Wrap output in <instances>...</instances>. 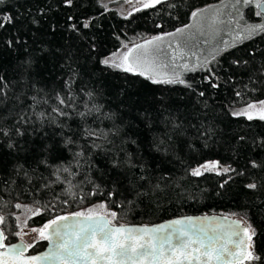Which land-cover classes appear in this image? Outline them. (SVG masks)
I'll use <instances>...</instances> for the list:
<instances>
[{"label": "trees", "instance_id": "trees-1", "mask_svg": "<svg viewBox=\"0 0 264 264\" xmlns=\"http://www.w3.org/2000/svg\"><path fill=\"white\" fill-rule=\"evenodd\" d=\"M220 1L162 0L153 8H141L127 16L104 8L99 0H74L72 7L65 6L63 0H3L0 3V10L21 17L15 24L0 29V40L20 30L22 36L27 33L24 39L34 55H41L34 51L37 48H61L69 53L67 63L79 73L74 91L79 94L80 88L85 87L95 93V102L102 105L101 113H93L84 125L100 134L95 140L98 147L92 146V141L77 137L78 143L85 147L87 163L73 181L77 184L71 188L74 195L65 191L70 188L67 183L44 188L55 177L43 166L34 175L42 174L45 179H36L31 184L22 180V173L13 184L9 174L16 164L36 167L35 150L44 143H59L61 131L67 133L70 128L79 133V125L84 123L79 117L65 121L63 130L47 122L37 125L35 133L29 128L30 134L21 143L28 140L31 152L10 150L5 143L7 138H0L4 144L0 148V215L5 216L0 230L6 235L15 231L12 213L16 203L39 209L38 214L28 218L29 225H39L95 202H102L116 212L117 222L128 224L235 213L246 216L255 226L256 252L264 258V121L229 114L232 108L264 98V34L245 39L217 56L212 67L220 77L216 81L218 88L208 85L204 79L207 73L202 70L183 73V79L193 85L189 89L183 85H155L144 77L107 69L98 63L99 58L122 45L173 30L187 23L192 11ZM249 9L256 11L254 6ZM69 16L77 23L94 18L93 27L83 30L82 34L72 32L68 27ZM33 18L39 23L32 24ZM51 25L56 26L55 33L50 32ZM25 55L22 45L18 50H11L0 44V74L6 73L15 82V68ZM234 60H239V64H234ZM59 63L45 56L33 69L37 73L34 79L41 81L39 87L47 86L53 94L62 87ZM52 64H57V68H52ZM200 91L206 93L205 97L198 95ZM237 92L241 95L237 96ZM85 99L81 95L78 102L81 110ZM104 113H112L114 119L105 118ZM11 115L4 113L3 118L10 122ZM169 116L182 124V131L174 134L170 128L163 131V121ZM115 128L119 131L114 132ZM197 129L210 130V135L204 138L197 134ZM161 135L171 138L161 142ZM70 157L71 152L61 147L49 158V163L55 166ZM209 159L231 165L244 174L232 173L233 178L221 188L227 175L204 172L201 176H192L189 173L190 167ZM253 160L262 166L252 167ZM85 176L94 184L88 183ZM5 180L9 183L5 184ZM248 183H256L257 188L247 189ZM16 241V236L9 235L7 243ZM38 245L39 241L34 243ZM258 264H264V259Z\"/></svg>", "mask_w": 264, "mask_h": 264}, {"label": "snow or ice", "instance_id": "snow-or-ice-1", "mask_svg": "<svg viewBox=\"0 0 264 264\" xmlns=\"http://www.w3.org/2000/svg\"><path fill=\"white\" fill-rule=\"evenodd\" d=\"M125 3H131V0H124ZM162 0H138L142 8H153L160 4ZM3 3V0H0ZM67 7H72L74 0H63ZM231 8L235 11V17L232 12L228 13V19L222 18L223 13L220 7H216L210 12V8L196 9L191 12V24H185L178 27L174 32L155 35L150 39H145L142 43L124 44V50H116L106 56L98 59V63L104 68L117 70L123 73H130L134 76L144 77L155 85H183L192 89L193 85L182 78L180 72L175 71L177 67L187 71L202 70L207 73L204 79L212 88H218L216 82L220 79L215 69L212 67L213 62H217V56L228 51L229 41H223V47L213 48L211 58L205 57L202 61L197 57V63L191 67L187 62H183L187 56L196 55L188 51V44L176 41L175 46L168 42L170 52L165 53L161 47L166 37H184L187 33V40L196 39V34L203 37L206 35H220V25H236L235 35L231 47L236 46V41L251 39L256 35L264 34V0H230ZM103 7L107 8L106 5ZM254 6L255 16L259 22L252 23L245 19L243 9ZM228 7V5H224ZM141 8H136L140 11ZM43 14V9L39 10ZM31 14V9L28 10ZM21 17L12 15L10 12L0 10V29H5L9 24H15ZM68 27L72 32L82 34L83 30L93 27L94 18H85L82 22H75L72 16L67 18ZM32 24H38L36 18L31 20ZM195 29L192 32L191 29ZM56 26H50V32L55 33ZM27 33H24L26 36ZM16 30V34L3 40H0L5 48L18 50L22 45L25 51V57L16 66L14 71L13 82L9 80L8 75L0 74V138H7L5 143L7 148L15 152H31L30 142L21 139L29 135L28 129L32 132L37 131V125H43L45 122L55 124L61 130L65 127V121L79 117L84 123L79 125L80 132L61 131V141H53L51 144L44 143L35 150L38 155L34 156L36 167H25L24 164H16L9 174L13 177L11 183H16V177L31 184L36 179H45L43 175L37 177L35 172L40 166L45 170H51L49 179L43 185L44 188L50 187L51 184H65L70 188L65 189L69 195H74L71 188L77 187L73 181L81 174V170L87 163L86 151L83 144L78 143L77 137L85 141H92V146L98 147L95 140L99 139L100 134L90 127H85L88 123L87 118L93 113L100 114L102 105L95 102V93L80 88L79 94L74 91V85L77 84L79 73L71 64L67 63L69 53L64 52L61 48L55 50L37 48L34 51L40 52L41 55H34L29 50L28 41ZM35 43V41H33ZM204 44L209 40L205 39ZM92 50H96L93 43ZM167 57V61L161 60V57ZM45 56L51 57L53 61H61L59 69L62 71V87L53 92H49L47 86L39 87L41 81L34 77L37 73L33 70L40 60ZM177 61H181L177 64ZM234 64H239V60H234ZM247 63V61H245ZM169 64L173 71L169 74L166 69ZM52 68H57V64H52ZM66 69V71H64ZM194 90V89H193ZM31 93V94H29ZM81 95L87 99L83 101V109L78 106ZM200 97H205L206 93L200 91ZM237 96L241 93L237 92ZM166 110V109H165ZM4 113H12L9 120L3 118ZM256 113V116H254ZM234 117L245 116L248 120L258 118L264 121V100L256 103H248L240 109H232L229 113ZM144 115L147 119V113ZM105 118L114 119L112 113H104ZM60 117L61 119H54ZM165 128H169L174 134L182 131V124L176 119L168 117L163 121ZM118 132L119 129H113ZM197 134L207 138L210 130L197 129ZM20 139H13V137ZM106 138V136H105ZM171 137L161 135L160 141L164 142ZM244 140V137H240ZM77 150L73 151V147ZM4 144L0 143V148ZM71 152V157L62 160L61 163L53 166L49 163V158L60 151V148ZM158 148V146H157ZM17 159L21 157L17 156ZM252 167H261L256 161H251ZM31 169V170H30ZM204 172H215L217 175H227L228 179L221 183L223 188L235 175L244 173L228 166H221L219 161H209L192 168V176H201ZM69 177L71 179H69ZM85 180L94 184L89 177ZM5 184L9 181L5 180ZM247 189H256V183L245 185ZM110 195V193H109ZM67 203V201H64ZM17 209L27 206L17 203ZM106 205L101 203L96 206L98 209H105ZM95 209L89 208L87 212H76L71 216L58 215L48 220L42 227H32L31 232L36 233L38 240H47L49 248L40 255H24L31 249L33 243H25L24 235L27 233L21 231L10 232L6 235L5 231L0 230V264H258L262 258L256 252L255 226L248 221L247 217L240 219H229L228 216L217 218L215 216L205 217H184L174 219L164 224L154 226H131L127 223H113L119 217L116 212H104L95 214ZM38 212H33V215ZM230 215H237L232 213ZM19 219V217H17ZM5 223V216L0 215V224ZM27 223V221H25ZM19 227V225H18ZM9 235L20 238L19 243L8 244Z\"/></svg>", "mask_w": 264, "mask_h": 264}, {"label": "rangeland", "instance_id": "rangeland-1", "mask_svg": "<svg viewBox=\"0 0 264 264\" xmlns=\"http://www.w3.org/2000/svg\"><path fill=\"white\" fill-rule=\"evenodd\" d=\"M99 3H100V5H102V4L106 5L107 9H113L114 11H116L121 16H127L131 12L135 11L136 8H142L141 4L138 3V0H131V3H125L124 0H99ZM224 5H228V7H224ZM216 7H220L221 8V11L223 13L222 18L225 19V20L228 19V13L229 12H232V16L233 17H235V15H236L235 11L231 8L230 0H222V1L218 2V3L209 4V5L203 6V7L198 8V9L210 8V12H211V11H214ZM243 11L245 12V19L248 22H252V23L259 22V18H257V19L255 18V14H254L255 11L254 10H251L249 8H245V9H243ZM192 22L193 21L191 19V15H190V18H189L188 22L185 23V24H191ZM182 26L183 25H181L179 27H182ZM218 27H220V29H221L220 35H218V36L213 37V36H210V35H206V36L201 37V36H199V34H196V39L192 40V41H189V40H187V33H186L184 37H166L165 38V42H164V44L161 45V47L164 49L165 53H168V52L171 51V49L168 47V42L169 41L172 42L173 46H175V43L178 40L181 43H187L188 44V49L187 50L190 51V52H194L196 54L194 56H187L183 60V62H187L189 64V66L191 67L192 65L197 63V57H199V59L201 61L205 57L210 59L211 58L210 54H211L213 48H216L218 46L219 47H223L224 46L223 45V41H225V40L229 41V47H231V43L234 42L233 41V37L235 35L236 25L235 24H232V25L224 24V25H220ZM175 29L170 30L168 32H174ZM191 31L195 32V29L193 28V29H191ZM168 32H164V33H168ZM164 33H159V34H155V35H163ZM155 35H152V36H155ZM152 36L146 37V38H144V39H142V40H140V41H138L136 43H142L145 39H150ZM205 39L209 40L208 44H204L203 43V41ZM241 41H243V40L236 41V44L241 42ZM136 43H133V44H136ZM131 45H129V46H131ZM118 49L123 51L124 50L123 45L121 47H119ZM118 49H116V50H118ZM167 59H168L167 57L162 55V57H161L162 61L166 62ZM180 63H181V61H177V64H180ZM166 71H168L169 74L173 71V68L171 67L170 64H169V67L166 69ZM175 71L180 72L181 75H182V78H183V73H185L183 68L177 67L175 69ZM261 100H264V98L261 99ZM258 101H260V100H258ZM258 101H252V102H249V103H256ZM247 104L242 105V106H238V107H235V108H232V109H240V108L245 107ZM254 116H256V113H254ZM209 161H216V160L209 159V160L202 161V162H200L198 164H195V165H193L192 167L189 168V173H190L192 168H195V167H197V166H199L201 164H204L206 162H209ZM220 165L221 166H227V165H224V164H221V163H220ZM101 203L102 202L92 203V204L87 205L85 207L79 208L75 212H87V210L89 208L95 209L96 210L95 214H103L104 212H113L112 210L108 209L107 207H105V209L96 208V206L101 204ZM19 204L27 206V208L31 209V211L26 210L24 207H22L20 209H17L15 207V205H14V212L12 214H13V217H14V220H15L14 221L15 231H21L22 230L23 232L27 233L23 237L24 242L25 243H33L34 244L35 242H37L38 237H37L36 233H32L31 232V228L32 227H37V228L38 227H42L43 224L29 225L28 224V218L33 215V212H38L39 209L37 207L33 206V205H30V204H26V203H19ZM234 216H237V215H234ZM17 217H19V219H17ZM238 217L241 218V216H238ZM25 221H27V223H25ZM18 225H19V227H18ZM16 238H17L18 241H20L19 237H16Z\"/></svg>", "mask_w": 264, "mask_h": 264}, {"label": "flooded vegetation", "instance_id": "flooded-vegetation-1", "mask_svg": "<svg viewBox=\"0 0 264 264\" xmlns=\"http://www.w3.org/2000/svg\"><path fill=\"white\" fill-rule=\"evenodd\" d=\"M73 213H76V212H73ZM73 213H69V214H66V215H64V216H71ZM213 216H215V217H217V218H220V217H222V216H228L229 217V219H240V217H238V216H234V215H209V216H207V217H209V218H211V217H213ZM203 217H205V216H203ZM55 218V217H54ZM182 218H184V217H182ZM51 219H53V218H51ZM174 219H179V218H173V219H168V220H166V221H164V222H161L162 224H164V223H167V222H169V221H171V220H174ZM50 220V219H49ZM48 220H46V221H44L43 223H41V224H45L46 222H47ZM113 223H115V224H119V223H121V222H117V221H114ZM128 224V223H127ZM152 224H154V223H152ZM152 224H129V225H131V226H144V225H147V226H149V225H152ZM13 243H19V241L17 240L16 242H13ZM48 248H49V242L47 241V240H39V245L38 246H33L31 249H29L26 253H24V254H36V253H44V252H46L47 250H48Z\"/></svg>", "mask_w": 264, "mask_h": 264}, {"label": "water", "instance_id": "water-1", "mask_svg": "<svg viewBox=\"0 0 264 264\" xmlns=\"http://www.w3.org/2000/svg\"><path fill=\"white\" fill-rule=\"evenodd\" d=\"M182 217H188V216H179V217H175V218H179V219H181ZM190 217H203V216H190ZM164 221H166V220H164ZM164 221H161V222H164ZM161 222H157V223H154V224H152V225H149V227L154 226V225L162 224ZM8 244L10 245V244H14V243H8ZM40 254H42V253H36V254H24V255L28 256V255H40Z\"/></svg>", "mask_w": 264, "mask_h": 264}]
</instances>
